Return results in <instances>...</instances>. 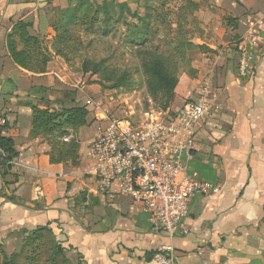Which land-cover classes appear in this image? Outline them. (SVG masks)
I'll list each match as a JSON object with an SVG mask.
<instances>
[{
	"label": "crops",
	"instance_id": "0c3cea01",
	"mask_svg": "<svg viewBox=\"0 0 264 264\" xmlns=\"http://www.w3.org/2000/svg\"><path fill=\"white\" fill-rule=\"evenodd\" d=\"M79 1L0 0V116L7 121L2 136L16 153L9 167L0 166V264H20L15 250L40 229L39 236L70 250L76 264H152L162 245L172 248L175 264H264V0H238L242 13H262L243 17L227 32L245 37L250 21L263 19L249 39L256 55L250 75L237 76L227 51L210 63L215 113L198 130L188 172L218 192L192 198L184 221L188 232L173 238L153 233L132 199H108L95 191L92 115L74 135L77 167L51 163V145L32 136V106L59 111L73 102L88 109L90 99L65 82L60 57L43 74L18 67L6 37L17 22L30 24V35L44 36L49 4L65 11ZM36 89L44 93L39 97Z\"/></svg>",
	"mask_w": 264,
	"mask_h": 264
},
{
	"label": "rangeland",
	"instance_id": "374dc122",
	"mask_svg": "<svg viewBox=\"0 0 264 264\" xmlns=\"http://www.w3.org/2000/svg\"><path fill=\"white\" fill-rule=\"evenodd\" d=\"M84 1L92 8L87 11L85 7L75 22L59 30L67 33L63 43L56 41L60 32L57 35L53 26L66 10L49 4V26L39 37L40 49L53 60L55 51L63 53L60 64L66 66L69 78L65 82L72 89L82 84L79 90L91 103L101 102L107 116L131 119L151 109L164 111L165 104L177 109L196 96L210 82L212 59L226 51L229 63L236 67L240 36L227 37V32H234L243 17L262 13L254 9L242 13L238 0ZM155 59L176 81L171 99L164 92L153 94L148 89L144 66ZM83 65L94 73L84 74ZM87 107L89 117L94 118L92 124L95 110L91 104ZM56 245L51 237L40 235L37 241L21 243L15 256L20 264H76L70 250L61 253Z\"/></svg>",
	"mask_w": 264,
	"mask_h": 264
},
{
	"label": "built area",
	"instance_id": "2783aa9c",
	"mask_svg": "<svg viewBox=\"0 0 264 264\" xmlns=\"http://www.w3.org/2000/svg\"><path fill=\"white\" fill-rule=\"evenodd\" d=\"M262 18L249 23L245 37L237 48V76L246 78L253 68L254 50L249 42ZM78 83L75 88L80 89ZM83 88V87H82ZM214 91L205 82L198 94L177 109L149 110L138 119L107 116L101 102L91 103L95 110L97 130L90 148L96 165V192L108 199L127 197L139 204L151 231L173 238L187 234L184 221L192 198L217 193L210 183L200 181L188 172L194 159L195 138L201 125L215 113ZM7 121L0 116V139ZM70 137H64L68 142ZM0 142V166H10ZM152 264H175L173 250L160 246Z\"/></svg>",
	"mask_w": 264,
	"mask_h": 264
},
{
	"label": "trees",
	"instance_id": "16d2710c",
	"mask_svg": "<svg viewBox=\"0 0 264 264\" xmlns=\"http://www.w3.org/2000/svg\"><path fill=\"white\" fill-rule=\"evenodd\" d=\"M85 7L87 11H90L92 8L90 4H87L84 0H80L75 7L66 10L64 12L66 13L63 16L64 18H61L57 25L53 26L55 27L56 34L60 32L59 36H56L58 43L66 41L65 35L67 34L59 30L61 28L65 29L69 24L75 22L78 14ZM141 21L143 22L144 20L142 19ZM144 24L145 21L143 22ZM29 28L30 24L24 22L15 23L6 37V48L11 60L18 67L34 74H43L52 58L47 53H44L43 49H40L41 39L30 35L28 32ZM18 47L22 48L19 50ZM55 56L65 58L59 50L55 51ZM82 71L84 74L94 73L85 65H83ZM144 73L148 80V89L150 92L153 94L164 92V94L169 96V99L173 97L176 81L167 74L160 60L155 59L153 63L146 64L144 66ZM33 92L39 95V97L44 93L41 89L33 90ZM39 102L46 103L40 98ZM167 105L165 104L164 111L168 109L169 106L167 107ZM31 110L32 136L42 137L51 145L52 153L50 162L54 164H70L73 168L77 167L79 144L75 140L74 135L80 128L87 126V119L89 117L88 109L71 102L68 105H63L59 111L52 110L49 107L40 108L38 106H32ZM64 137H70V140L64 142ZM0 142L7 153V160L14 159L16 153L13 150L12 141L8 138L1 137ZM38 231H41V229ZM38 231L33 232L27 242L39 240L40 232L38 233ZM56 246L61 253L64 252L60 245L57 244ZM6 264H12V262L8 260Z\"/></svg>",
	"mask_w": 264,
	"mask_h": 264
}]
</instances>
